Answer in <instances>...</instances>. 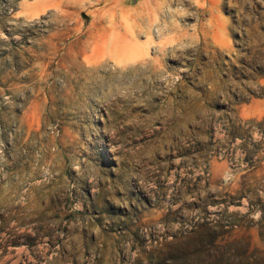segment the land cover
Listing matches in <instances>:
<instances>
[{
  "label": "rangeland",
  "instance_id": "1",
  "mask_svg": "<svg viewBox=\"0 0 264 264\" xmlns=\"http://www.w3.org/2000/svg\"><path fill=\"white\" fill-rule=\"evenodd\" d=\"M0 264H264V0H0Z\"/></svg>",
  "mask_w": 264,
  "mask_h": 264
}]
</instances>
